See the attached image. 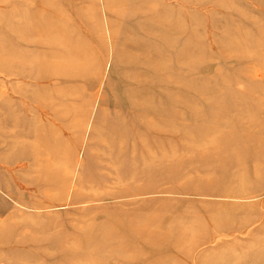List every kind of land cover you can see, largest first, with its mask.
Returning <instances> with one entry per match:
<instances>
[{"label": "rangeland", "instance_id": "rangeland-1", "mask_svg": "<svg viewBox=\"0 0 264 264\" xmlns=\"http://www.w3.org/2000/svg\"><path fill=\"white\" fill-rule=\"evenodd\" d=\"M31 26L0 52V264L264 262V0H0V47Z\"/></svg>", "mask_w": 264, "mask_h": 264}, {"label": "bare ground", "instance_id": "bare-ground-1", "mask_svg": "<svg viewBox=\"0 0 264 264\" xmlns=\"http://www.w3.org/2000/svg\"><path fill=\"white\" fill-rule=\"evenodd\" d=\"M151 5V4H150ZM42 13V12H41ZM19 28V31L18 32H20L19 34V36L18 35H14V34H11V32H10V30L8 29V28H2V33L5 35V40H4V45L2 46V47H0V52H2V53H8V51H13V52H15V53H17V55L19 54V55H21V54H23L24 53V51L22 50V49H14L13 47H12V45H10L8 42V40H9V38L10 37H12V39H13V37L14 38H16V39H18L19 41H21V45H23V46H32V47H34V46H36V42H32V41H29V40H27L28 39V35L29 34H31L30 33V31L29 30H31V29H35V27H29V28H27V27H24V28H21V27H18ZM12 30V29H11ZM13 31V30H12ZM29 31V32H28ZM31 36V35H30ZM33 37V36H32ZM31 38V37H30ZM36 39V38H35ZM38 43V42H37ZM39 44V43H38ZM10 47L9 49H11V50H8L7 49V47ZM42 46H44V44L42 45ZM49 48H52V47H49ZM49 48H47V50H46V53L49 55V56H53V57H57V56H59V57H61V58H63V59H69L68 57H67V55L66 54H64V52L62 51V50H60L58 53L57 52H54L52 49H49ZM7 65V64H6ZM62 71V70H61ZM14 75H17V76H19V77H23L24 76V74L21 72V71H16L15 73H14ZM38 108V107H37ZM118 174H120L119 172H117ZM99 178V177H98ZM101 178V177H100ZM78 183H81V180H79L78 179Z\"/></svg>", "mask_w": 264, "mask_h": 264}, {"label": "crops", "instance_id": "crops-1", "mask_svg": "<svg viewBox=\"0 0 264 264\" xmlns=\"http://www.w3.org/2000/svg\"><path fill=\"white\" fill-rule=\"evenodd\" d=\"M261 260H264V255H263V258H261ZM260 264H264V262H260Z\"/></svg>", "mask_w": 264, "mask_h": 264}]
</instances>
